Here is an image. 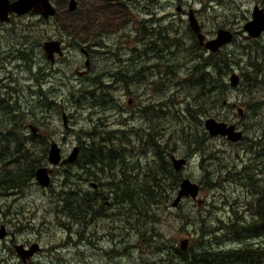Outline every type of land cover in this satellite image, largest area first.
<instances>
[{
	"label": "rangeland",
	"instance_id": "rangeland-1",
	"mask_svg": "<svg viewBox=\"0 0 264 264\" xmlns=\"http://www.w3.org/2000/svg\"><path fill=\"white\" fill-rule=\"evenodd\" d=\"M222 1L189 0L191 6L200 7ZM61 2V9L67 7L68 2ZM160 2L168 9L164 19L154 20L157 16L154 13L139 29L129 28L133 13L140 14L143 7L159 10ZM78 3L83 15L77 21L67 22L73 23L74 27L67 28L70 30L68 36L82 42L72 53V59L82 58L81 49L93 48L91 38L95 36L97 20L103 32V40L97 38L101 45L96 52L93 50L92 68L85 70L81 77L69 66L54 71L35 54L27 60L29 68L22 63L15 65L13 61L18 59L20 46L12 36L19 27L26 25L25 18L17 21L14 30H0V93H4L0 98V219L24 215L31 205L39 206L43 201L30 196L41 195L48 205L45 210H55L50 213L51 221L42 225L47 234L46 243L55 242L56 234L64 230L69 238H81L82 229L79 228L86 226V232L92 229V219L100 227L107 224L105 217L116 222L125 220L131 225L119 233L118 242H97L100 238L91 236L90 239L84 235L79 246L63 249L62 257L52 253L34 259L32 264H79V261L88 264H237L243 258L237 260L232 254L234 251H264V236L252 237L248 226L232 222L233 215L247 214L251 224L258 225V214L264 213V185H260L264 181V127L259 124L262 120H249L251 130L247 135L256 145L242 152L233 142L219 135L211 136L204 127L210 117L206 114L230 117L232 113L226 106L246 110L250 107L248 114L251 116L264 114L263 107L245 99L248 93L256 95L264 91V34L250 40L239 30L240 24L236 23L240 22L238 15L242 17L243 12L238 9L236 0H226L225 8L236 16L229 20L210 17L222 10L204 13L208 29L213 32L211 38L222 24H229L227 30L234 34L233 40L217 53L223 60L220 64L223 69L216 75L211 67L213 55L198 45L188 29L172 26L182 15L181 11L174 14L172 0H107L95 4L92 0H78ZM65 20L63 17L60 21ZM230 25L234 26L231 28ZM47 29V25L42 28L34 25L31 39L34 35L42 36ZM123 30L134 34L133 47L119 37ZM109 32L114 35L110 37ZM36 50L30 46V52ZM174 67H177L175 71ZM167 69L174 74H164ZM100 72L104 73L103 77ZM117 73L131 80L129 83L116 82ZM203 73L208 74V79ZM234 74L239 75L241 82L232 87L230 78ZM13 80L17 84L11 83ZM137 80L142 82L138 84ZM181 80L188 91L186 96L178 91ZM167 82L172 89L162 93L169 98L176 94L179 98L174 103L169 98L157 101L147 94L148 86L161 90ZM199 87H203L201 94ZM129 98H136L143 106L140 112H134L135 107L129 110L125 107L123 102L128 103ZM112 100H117L118 104L112 105ZM159 109L161 112L158 113ZM233 122L238 123L237 120ZM30 125L37 127L36 133L31 131ZM110 126L118 130L131 126L140 135L130 138L129 146L119 136H112L108 142L103 138L111 133ZM238 129L243 132L242 123ZM167 130L173 134L166 136ZM245 135L242 134L240 139L248 145ZM100 139L116 154L113 161L97 168L82 167L88 160L85 155L88 143L98 144ZM51 142L57 143L64 158L78 148L76 161L62 166L50 164L48 148ZM217 146L235 154L244 167L235 166L228 154L210 150ZM171 156L187 161L181 173L174 172ZM161 161L164 168L159 171ZM39 167L53 169L48 187L42 188L36 181L35 171ZM81 168L88 169V174L81 172L79 175ZM185 173H188L186 178L199 185L205 197L210 195L211 202L204 206L203 213L191 212L181 205L175 211L173 221L161 219L159 203L166 197V190H175ZM17 175L24 176L23 181L15 182L18 187L14 181L9 182ZM128 185L146 199L144 207L137 209L142 210V217L137 218L136 214L135 222L129 221V216L137 212L129 207V190H122ZM99 210L102 214L97 215ZM149 210L154 217L147 215ZM59 212L85 214L86 220L74 226L62 220ZM187 223L197 233L199 248H188L193 232L186 227ZM158 224L174 233L178 245L182 239H188V249L166 247L149 239L144 256L131 247L130 240L137 236L166 239V232L158 228ZM37 238L43 240L41 234ZM171 254H174V261ZM251 260L249 258L247 263ZM6 262L2 260L3 264Z\"/></svg>",
	"mask_w": 264,
	"mask_h": 264
},
{
	"label": "trees",
	"instance_id": "trees-1",
	"mask_svg": "<svg viewBox=\"0 0 264 264\" xmlns=\"http://www.w3.org/2000/svg\"><path fill=\"white\" fill-rule=\"evenodd\" d=\"M54 2H55L56 6L58 8L57 9V13L58 14L56 16V18H58L60 15H62V9H61V6H60V4H62V2L61 1H54ZM74 19L75 18L72 17V20H74ZM33 21H34V23H33ZM37 21H43V20L42 19H38V18L36 20H30L29 21L30 24H27L25 26V28H27L26 31L20 32L21 40L19 41L20 43H17V45L20 46V48L18 49V53H19L18 60H19V62H21L23 64H28V66L26 68L29 67V62H27V60H28L29 56L31 57V53H32V52H30V46L32 47L33 44H35V40L34 39L32 40V39L28 38L29 35H30L29 28H33V27H31L32 24H35ZM36 26H38V25H36ZM69 27L71 29L74 28L73 25H71V24L69 25ZM59 34H61V33H59ZM23 39H25V40H23ZM43 39H45V36L40 37L39 42H40V40H43ZM68 39H69V43L71 44V46H73V47H80L81 46L79 41H76V40H74L71 37H68ZM24 46H26V49L25 48L23 49ZM20 53H22V54H20ZM141 59L144 60L143 58H141ZM222 63H223V60H221L219 58V55L218 54H213V62H212L211 67H212L213 72H215L216 75H219V74L222 73L221 70L223 68L220 65ZM207 64L210 65L209 63H207ZM174 68H177V67H174ZM100 73L102 74V77H103L104 73L103 72H100ZM167 73H169V75H173L174 74V73H170L169 70L166 71L164 74H167ZM107 74H108V72H107ZM203 75H204L205 79H208L207 78L208 74L203 73ZM115 81L116 82L120 81L122 83H129V79H127V78H119V77H117L115 79ZM137 82H138V84H140L142 81L137 80ZM183 83H184V81L181 80V82L178 84V91L180 92V94L182 96H186L188 91L183 87ZM150 88L153 89V91L155 92V94H157V96H156V98H153L151 95H149V96L151 98L157 100V101H160L162 98H169V96L163 94L162 91L163 90H167V89H172L171 85L168 82L165 85V87L163 89H161V90L155 89L153 87H150ZM199 90H200V94H201V91L203 90V87H199ZM248 95H253V94L248 93ZM124 97H126V95ZM178 98L179 97L176 94L173 93L172 97L169 98V100L173 101V103H174L175 99H178ZM123 103H124L125 107L128 110L130 108H132V107H135L136 109H134V112H136V111L140 112V109H142V107H143V106H140V104L138 103L136 98H135V101H134V103L132 105H129V103H127V101H125ZM111 104L116 106L118 104V101L117 100H112ZM255 105H258V104H255ZM226 109L228 111H230V112L232 111L231 107H227L226 106ZM247 109L250 110V107L247 108ZM203 113H205V112H203ZM207 115L210 116V117L212 116L211 114H206V116ZM212 117H215V116H212ZM216 118L226 119L228 117L222 118L221 116H218ZM259 124L261 125V127H264V120L259 122ZM110 128H111V133L105 134V136H107V137L103 138V140L108 141V142H110V140H112V136H115V137L116 136H120L122 138H129L130 139V138H136V137H138L140 135V132L137 131L136 129H134L133 127H131V126H129L126 130L114 129L112 126H110ZM167 131H168V134L166 136H171L173 134L172 131H170V130H167ZM129 132H132L133 134L129 135ZM93 142H89L88 143V145H89V147L87 148L88 152L85 153V155L86 154L88 155V160L83 162L82 167L90 166L89 160L92 158V154H95V157H94V159L92 161V167L93 168H97L99 165H103V166L109 165V163L113 161V156H115L116 154L112 151V149H106L107 148L106 144L101 139L98 141V144H95ZM255 145H256V143H251V144H249L247 146V149L250 148L251 146H255ZM210 150L213 151V152H216V153H222V154L225 153L224 151H221L217 147H211ZM228 155L231 158L232 162L235 163V166H241L240 160L236 159L234 157L233 153H230ZM259 157H262V156H256V158H259ZM161 160H163L162 157H161ZM161 163H162V165H161L159 171H161L164 168L163 167V165H164L163 161H161ZM174 172L175 173H181V172H177V171H174ZM23 177H24L23 175H17L14 178H12L9 182H11V181L21 182L24 179ZM261 183L264 184V181L262 180ZM18 186H16V187H18ZM125 189H128V187H124L122 190H125ZM131 191H132V193H131ZM169 191H172V190H170V189L166 190V192H165L166 197L164 198V200L169 196L168 195ZM68 195L70 196V194H68ZM77 199H78V197H77ZM129 200L131 201V202L129 201V207L131 209H136V211H137V209H141L142 207H144V202L146 201V199L142 198L140 195H138L137 191L134 188H132L130 185H129ZM163 201H161L160 203H162ZM117 204H119V203H117ZM152 207H154V205H152ZM146 213H147L148 216L154 217V215L151 213V210L147 211ZM136 214H137V218L142 217V210L137 211L136 213H134L133 216H129V221H130L131 218L134 221H136V219H137L136 218ZM14 216H12L10 218H14ZM258 216H259V219H260V221L257 223L258 225L253 223V224L248 226L249 229H251L249 231L251 232L252 237H255V238H259L261 236H264V213H259ZM59 217L60 218L61 217L64 218L66 222L73 223L74 226L82 224L86 220V215L85 214H80L79 216H77L76 214L67 213V212L65 214L59 215ZM144 218H148V217L146 215H144ZM105 220H106L107 224H104L101 227L93 222V221H95L94 219L90 220V222L92 223V229L88 230L87 232L85 231V227L86 226H81L82 228H79V229H82L81 238L84 235H88V237L90 239H92L91 236H94L95 238H100L97 242H115V241L118 242L119 239H120L119 233L124 231V230H126V229H128L129 228V223L127 221H125V220L116 222V221H114V220H112V219H110L108 217H105ZM93 227H95L94 230H93ZM140 237H143V236H140ZM130 243H132V242H130ZM155 243H161L162 245H164L166 247H169V245H167V243H164L162 240H158ZM132 244H131V246H133ZM232 254L236 257L237 260L243 258L240 261H238L237 264H263V259H264V253L263 252H257L256 250L255 251L239 250V251L232 252ZM214 256H216V255H214ZM223 256H225V254H223ZM171 258H172V261H174V257H171ZM249 258H252V260L247 263V260ZM155 264H156V262H155Z\"/></svg>",
	"mask_w": 264,
	"mask_h": 264
},
{
	"label": "flooded vegetation",
	"instance_id": "flooded-vegetation-1",
	"mask_svg": "<svg viewBox=\"0 0 264 264\" xmlns=\"http://www.w3.org/2000/svg\"><path fill=\"white\" fill-rule=\"evenodd\" d=\"M100 1H107V0H97V2ZM78 4V17L83 15V11L79 8ZM95 4V3H93ZM262 4L261 0H241L238 4L239 10L247 13L245 14L244 20L248 19L250 11L254 9L257 6H260ZM68 6V5H67ZM106 8V6H103ZM57 9V8H56ZM181 13H185V10H180ZM182 18L184 15H181ZM15 16H10V25H13L16 21ZM156 20V19H154ZM157 21V20H156ZM95 27V36L93 39V46L92 50H89L86 52V56L93 57V50L96 52V50L99 48V45H101L98 41L103 40V32L101 30V25L99 20L96 21ZM110 37H112L114 34L113 32L108 33ZM53 38H58L57 35H54ZM98 38V39H97ZM164 38V37H163ZM87 50V48L81 49V51L84 53ZM154 50V49H152ZM34 55V53H31V57ZM38 58L42 60L41 54H35ZM43 61V60H42ZM15 65H17L19 60L13 61ZM46 62V60H44ZM59 61H57L53 66L57 67ZM47 64V62H46ZM27 69V68H26ZM238 79V78H237ZM5 82H8L7 79H5ZM13 84H17L15 80L11 81ZM237 86V85H235ZM4 93H0V98L3 97ZM157 112H161V109L157 110ZM36 133V132H35ZM193 183V182H192ZM196 184V183H195ZM199 187V185L197 184ZM129 190V185L128 189ZM200 190V187H199ZM31 198H36L38 200H43L41 205H31L26 211V213L22 216H15L12 218L11 221H5L0 219V264L2 263V260L5 259L7 262L6 264H32L34 259L47 256L50 254H56L59 249L64 250H70L71 248L75 246H79V241L81 238H75L71 237L69 238L67 235V231H61L58 234H56V241L53 243H46L47 234L42 229L43 223L49 222L50 213L53 211L51 210H45L48 208V205L44 203L45 199L40 196H30ZM36 209V210H33ZM55 211V210H54ZM62 213L59 212V215ZM97 215L102 214V211L100 213H97ZM62 220L65 221L64 218L61 217ZM38 234L42 235L43 240L39 241L37 238ZM97 239V238H96ZM53 244V245H52Z\"/></svg>",
	"mask_w": 264,
	"mask_h": 264
},
{
	"label": "water",
	"instance_id": "water-1",
	"mask_svg": "<svg viewBox=\"0 0 264 264\" xmlns=\"http://www.w3.org/2000/svg\"><path fill=\"white\" fill-rule=\"evenodd\" d=\"M76 7L75 0H69V10L73 11ZM29 11H33L36 14H40L44 18H48L49 16H53L55 14V10L52 8L49 0H17L13 3H9V0H0V15L5 16L7 13H15L17 15H23ZM190 26L196 32L199 33V27L193 16L190 18ZM244 30L249 33L252 37H257L264 30V11L257 10L253 13V20L247 23L244 26ZM200 41L203 40V36L198 35ZM231 34L226 30H218L217 38L213 41H209L205 44V47L211 49L213 52L217 51V49L223 45L224 43L230 41ZM45 49L48 54L52 55L54 51H57L61 54L59 43H48L45 45ZM237 81V80H236ZM226 124L224 123H215L214 120H207V128L212 135L216 134H229V139L237 140L240 138L239 134H233V128L225 129ZM54 146L53 159H59V150L56 145ZM75 153V152H74ZM38 179L41 181L43 185H46L48 177L44 175L43 170L38 171ZM181 191L179 193V197L187 196L188 194H195L197 189L193 188V186L189 183L188 180H184L181 185Z\"/></svg>",
	"mask_w": 264,
	"mask_h": 264
},
{
	"label": "bare ground",
	"instance_id": "bare-ground-1",
	"mask_svg": "<svg viewBox=\"0 0 264 264\" xmlns=\"http://www.w3.org/2000/svg\"><path fill=\"white\" fill-rule=\"evenodd\" d=\"M153 19H158V18H153ZM138 29H139V27H138ZM143 29V28H142ZM146 30V29H145ZM147 30H149V29H147ZM139 31V30H138ZM227 31H229V30H227ZM135 32V31H134ZM144 32V31H143ZM152 32V31H151ZM229 32H231V31H229ZM137 33V32H136ZM148 33V32H147ZM217 34V33H216ZM215 34V37H213V38H211V41H213V40H215L216 38H217V35ZM231 34H232V37H231V40L230 41H228V42H226V43H224L223 45H221L220 46V49L222 48V47H224L227 43H229V42H231L232 40H233V37H234V34L231 32ZM136 35V34H135ZM139 35V34H138ZM261 36V34L259 35V36H257V37H253V38H258V37H260ZM143 37V36H142ZM195 37V36H194ZM93 38V37H92ZM91 38V40H92V42H93V39ZM149 38V37H148ZM147 38V39H148ZM139 39H140V37H139ZM195 39H196V41H197V43L200 45V47H202L204 50H206L207 52H209L210 54H217L218 52H219V50L217 51V52H212V50L211 49H209V48H207V47H205V45H203V44H201V42L195 37ZM141 41H143V40H141ZM93 46V45H92ZM93 48H94V46H93ZM151 62L152 63H154V61L153 60H151ZM172 69V68H171ZM177 68H174V70L173 71H175ZM117 77H119V78H124V76H122L121 74H118L117 73V75H116ZM116 77V78H117ZM129 80H131V78H129ZM237 76L234 74L231 78H230V85L232 86V87H235V85H236V83H237ZM122 81V80H121ZM63 120H64V125H66V117H64L63 118ZM118 125V124H117ZM120 125V124H119ZM204 127H205V129H206V131L208 132V134H210L211 136H215V135H212L210 132H209V130H208V128H207V119H206V121H205V123H204ZM30 129H31V131L33 132V133H35L36 131H37V127H35V126H33V125H30ZM126 133V132H125ZM217 135V134H216ZM120 137V136H119ZM123 141H125L127 144H128V146H129V138H122V137H120ZM119 139V138H118ZM53 145H56L57 146V149L59 150V159H53V153H54V146ZM106 149H111V147H110V145L109 146H107L106 145ZM75 152V153H74ZM77 156H78V148H75L74 150H73V154L72 155H70L68 158L66 157V158H64L63 157V155H62V153H61V149H60V147L57 145V143H55V142H51V144H50V146H49V148H48V162L50 163V164H52V165H54V166H62V165H65L66 164V162H69V164H71V163H74L75 162V160H76V158H77ZM94 157H95V154H92V158L89 160V163H90V166H92V161H93V159H94ZM171 161H172V167H173V170L174 171H177V172H182V170H181V168H183V167H185V165H186V163H187V161L185 160V159H176L174 156H171ZM39 170H43L44 171V175L46 176V177H48V180H47V183H46V185H43L42 183H41V181L38 179L39 177H38V171ZM81 171H80V173H79V175H81V172H83L84 174H88V169H86V168H81L80 169ZM53 173V169L52 168H49V167H39V168H37L36 169V171H35V178H36V181L38 182V184L42 187V188H45V187H48L50 184H51V177L49 176V174H52ZM186 180H188L189 181V183L191 184V185H194L195 183H192L191 181H190V179H188V178H186ZM181 183V182H180ZM179 183V184H180ZM14 185L16 186V183L14 182ZM195 185H197V184H195ZM95 186V185H94ZM136 186H137V184H136ZM198 187V186H197ZM198 189H199V187H198ZM137 190V189H136ZM131 193H132V191H131ZM80 197H82V196H80ZM97 213H100V210L99 211H96ZM62 213V212H61ZM181 250H186V249H182V248H180ZM57 255H59L60 257H62L63 256V248L62 249H59L58 251H57Z\"/></svg>",
	"mask_w": 264,
	"mask_h": 264
}]
</instances>
